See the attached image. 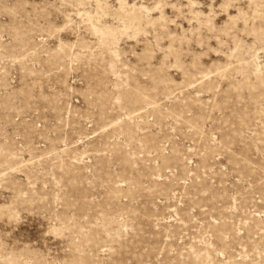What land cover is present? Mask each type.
<instances>
[{"label": "rangeland", "instance_id": "374dc122", "mask_svg": "<svg viewBox=\"0 0 264 264\" xmlns=\"http://www.w3.org/2000/svg\"><path fill=\"white\" fill-rule=\"evenodd\" d=\"M0 264H264V0H0Z\"/></svg>", "mask_w": 264, "mask_h": 264}]
</instances>
